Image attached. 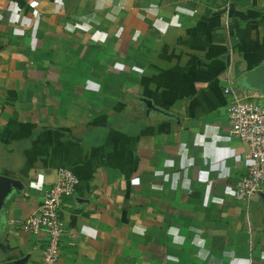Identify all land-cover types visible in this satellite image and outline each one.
I'll return each mask as SVG.
<instances>
[{
    "label": "crops",
    "instance_id": "crops-1",
    "mask_svg": "<svg viewBox=\"0 0 264 264\" xmlns=\"http://www.w3.org/2000/svg\"><path fill=\"white\" fill-rule=\"evenodd\" d=\"M264 65V0H0V264H41L21 223L60 168L58 264H264V200L227 88ZM146 99L166 113L148 110Z\"/></svg>",
    "mask_w": 264,
    "mask_h": 264
},
{
    "label": "built area",
    "instance_id": "built-area-1",
    "mask_svg": "<svg viewBox=\"0 0 264 264\" xmlns=\"http://www.w3.org/2000/svg\"><path fill=\"white\" fill-rule=\"evenodd\" d=\"M225 93L230 97L229 133L248 146L246 159L251 162L247 174L235 182L233 195L237 200L248 202L264 193V94L254 90L239 94L231 88ZM79 184L73 171L60 168L56 182L44 192L40 205L21 223L26 232L46 236L47 246L41 264H58L61 259L66 229L62 205L65 199L76 194Z\"/></svg>",
    "mask_w": 264,
    "mask_h": 264
},
{
    "label": "water",
    "instance_id": "water-1",
    "mask_svg": "<svg viewBox=\"0 0 264 264\" xmlns=\"http://www.w3.org/2000/svg\"><path fill=\"white\" fill-rule=\"evenodd\" d=\"M250 77V87L254 91H260L264 94V65L256 68L254 71L248 73ZM144 103L147 109L166 115V113L156 107H154L151 101L146 99H140ZM23 190V184L21 181L9 177L0 175V216L7 205L9 198L15 193H21ZM260 197L264 200V193L260 194ZM25 260H19L15 264H24Z\"/></svg>",
    "mask_w": 264,
    "mask_h": 264
}]
</instances>
